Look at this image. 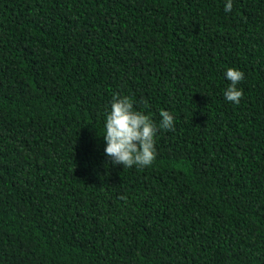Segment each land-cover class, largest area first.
<instances>
[{
	"label": "trees",
	"instance_id": "1",
	"mask_svg": "<svg viewBox=\"0 0 264 264\" xmlns=\"http://www.w3.org/2000/svg\"><path fill=\"white\" fill-rule=\"evenodd\" d=\"M224 3L0 0V264H264V0ZM114 95L174 116L151 166Z\"/></svg>",
	"mask_w": 264,
	"mask_h": 264
},
{
	"label": "clouds",
	"instance_id": "2",
	"mask_svg": "<svg viewBox=\"0 0 264 264\" xmlns=\"http://www.w3.org/2000/svg\"><path fill=\"white\" fill-rule=\"evenodd\" d=\"M233 0H225L224 12L230 13ZM224 78L230 83L223 90L226 102L239 104L243 90L238 87L245 74L234 67L226 68ZM157 125L142 110H137L128 96L114 95L104 123V153L113 166L123 168L149 167L156 158L155 137L158 129L172 130L174 116L167 110L159 113Z\"/></svg>",
	"mask_w": 264,
	"mask_h": 264
}]
</instances>
